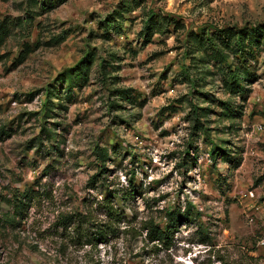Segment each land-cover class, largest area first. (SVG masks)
<instances>
[{
    "label": "rangeland",
    "instance_id": "obj_1",
    "mask_svg": "<svg viewBox=\"0 0 264 264\" xmlns=\"http://www.w3.org/2000/svg\"><path fill=\"white\" fill-rule=\"evenodd\" d=\"M128 1L120 19L122 0H0V264H264V40L211 50L264 26V0ZM25 188L37 196L12 223Z\"/></svg>",
    "mask_w": 264,
    "mask_h": 264
},
{
    "label": "trees",
    "instance_id": "obj_2",
    "mask_svg": "<svg viewBox=\"0 0 264 264\" xmlns=\"http://www.w3.org/2000/svg\"><path fill=\"white\" fill-rule=\"evenodd\" d=\"M134 12L133 4L128 0H122L121 6L119 11L117 12V16L120 19H123V16L126 14H131ZM151 18L149 21H147L145 25L144 30V37L146 41H150V38L154 35V33L162 28V24L159 22H156L152 20ZM222 35L225 36V39L223 40L222 45L215 44V39L213 37H216V35L212 36L211 42H215L211 44V50L214 51L215 54H217L218 57L222 59V61H227L229 56L226 54V51H231L235 54L237 58H239V53L246 52L248 50L252 51L254 49H257L261 46L262 40H264V26H258L255 28H243L240 30L236 29H227L222 32ZM94 59L93 53L87 54V56L75 67L73 70L75 74L78 75L81 79H85L87 76V72L90 69L91 63ZM71 72L68 71L64 75L70 74ZM245 73V69L241 68L240 65H235L234 67L228 68V75L233 79L234 83H236V87L240 88L239 85L242 82V76ZM66 76V78H67ZM64 80V76L62 75L61 78ZM235 87V88H236ZM235 88L231 87L229 88L231 93L236 94L239 91L235 90ZM237 89V88H236ZM54 91H48L47 98L48 102L51 101L52 96H54ZM52 111V108H49L45 112V117L48 118L50 112ZM207 114H193L194 118V127L197 129V131L205 132L207 131V127L203 123H201V118L206 117ZM228 114H224V117H228ZM240 116L242 114H239ZM5 130L2 129L1 132H4ZM98 157L100 159V173L96 175L93 179L97 180V178L102 176L105 170L106 161L108 159V150L107 149H100L98 152ZM130 192H125L124 194H129ZM36 192L33 188H25L23 192L16 191L13 195L12 202H13V208L15 210V215H7L6 217L9 219L8 221H11L12 223H16V219L19 214L21 215L23 210L26 209V207L29 206V203H31L35 199ZM113 196H109L106 201L104 202V207L106 209L107 215L110 217H114L117 219L119 217V210L117 207L113 204L112 200ZM123 200L126 199L125 196H122ZM190 209L187 210L185 214H181L180 211L169 213V222L166 228L160 229L158 226H151L149 231V239L150 240H164L169 239V237H172L178 229L179 223L182 221L188 220V216L190 215ZM73 220L71 218H66L63 221L64 225H69ZM120 221V220H116ZM99 235H103L102 233H99Z\"/></svg>",
    "mask_w": 264,
    "mask_h": 264
},
{
    "label": "crops",
    "instance_id": "obj_3",
    "mask_svg": "<svg viewBox=\"0 0 264 264\" xmlns=\"http://www.w3.org/2000/svg\"><path fill=\"white\" fill-rule=\"evenodd\" d=\"M256 129H257V131H263L264 130V128L262 126H258Z\"/></svg>",
    "mask_w": 264,
    "mask_h": 264
},
{
    "label": "built area",
    "instance_id": "obj_4",
    "mask_svg": "<svg viewBox=\"0 0 264 264\" xmlns=\"http://www.w3.org/2000/svg\"><path fill=\"white\" fill-rule=\"evenodd\" d=\"M262 244L264 245V241L262 242Z\"/></svg>",
    "mask_w": 264,
    "mask_h": 264
}]
</instances>
